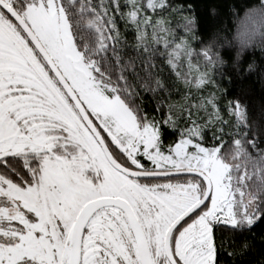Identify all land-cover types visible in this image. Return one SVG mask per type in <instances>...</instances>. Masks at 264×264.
Wrapping results in <instances>:
<instances>
[{"label": "snow or ice", "instance_id": "1", "mask_svg": "<svg viewBox=\"0 0 264 264\" xmlns=\"http://www.w3.org/2000/svg\"><path fill=\"white\" fill-rule=\"evenodd\" d=\"M112 4L125 30L135 25L136 55L110 71L74 35L63 0H0V264H235L251 248L238 234L264 216V120L250 121L243 87L230 90L252 75L264 83V52L245 66L215 44L198 50L188 0ZM161 44L171 67L181 52L195 62L199 93L168 114L187 127L165 150L160 121L132 99Z\"/></svg>", "mask_w": 264, "mask_h": 264}, {"label": "trees", "instance_id": "2", "mask_svg": "<svg viewBox=\"0 0 264 264\" xmlns=\"http://www.w3.org/2000/svg\"><path fill=\"white\" fill-rule=\"evenodd\" d=\"M144 2L146 3V0ZM170 2L176 3L177 0H170ZM188 2L196 10L200 35L204 38V43L197 45L198 50H203L211 43L215 44L226 63L230 64L239 56L242 59L245 57V66L253 61L251 55L253 51L264 52V15L257 11H264V0H211L212 6L216 9L215 15H210L207 11L209 0H188ZM63 3L74 35L82 41V46L89 51L90 56H96L98 63L103 60L111 71L114 70L113 63L123 64L128 57L136 55L132 30L135 25L125 30L124 23L112 16V0H64ZM120 3L125 13L131 10V0H120ZM126 3L127 8L124 7ZM142 15L154 16L155 19L168 18L167 13H153L152 10H148L147 13L142 10ZM250 15L254 16L252 23H255H251L252 27H249L248 35L240 39L239 31ZM110 21L117 25L114 31H118L119 35H113L111 42H108L107 32L110 30L108 28ZM148 31V43L151 46V29ZM101 37H104L108 47H97ZM150 52L157 54L147 58L148 67L144 68L140 78L134 81L135 91L140 93V97L133 96L132 99L141 111L148 112L151 119L160 121L159 146L165 150L184 135L187 127L183 119L172 120L168 114L175 113L186 103H195L189 98L193 94L199 95L195 91L193 80V77L197 75L196 65L193 62L190 67L188 59L183 57L181 52L174 58V62L180 66L177 69L171 67L167 54L160 55V52H163L162 44L159 50L152 48ZM109 57L112 58L111 61ZM181 58L184 60L182 65ZM153 61L155 68L152 67ZM177 71L184 75L177 76ZM249 71L254 73V69ZM185 77L191 83V92ZM239 87H243L246 92L242 99L248 105L250 121L264 120V83L252 75L242 85L234 83L231 86L230 95ZM248 171L253 172L251 166ZM260 174L264 175V163L261 164ZM258 179L257 174L249 180V191H255L258 187ZM241 227L246 229L245 225ZM241 239L250 240L251 248L244 253L243 258L237 256L235 264H257L264 258V216L250 230L238 234L237 240ZM224 259L227 264H232L230 257L225 256Z\"/></svg>", "mask_w": 264, "mask_h": 264}, {"label": "rangeland", "instance_id": "3", "mask_svg": "<svg viewBox=\"0 0 264 264\" xmlns=\"http://www.w3.org/2000/svg\"><path fill=\"white\" fill-rule=\"evenodd\" d=\"M63 2H64V0H63ZM254 18V16L252 15V19ZM247 24V35H248V31H249V27L251 28L252 26H251V23H252V20H246L245 22H244V24ZM253 23H255V22H253ZM252 23V24H253ZM244 24L242 25V27H241V29H240V31H239V38L240 39H244L245 37H246V35H244ZM254 26H255V24H254ZM252 31H254V30H252ZM158 136H159V134H158ZM89 175H91V173H89ZM163 181L161 180V181H155L154 183H162Z\"/></svg>", "mask_w": 264, "mask_h": 264}]
</instances>
